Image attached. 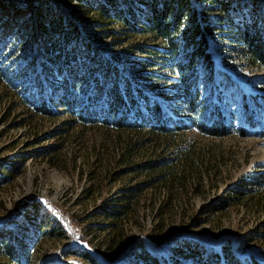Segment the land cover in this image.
Wrapping results in <instances>:
<instances>
[{
    "label": "rangeland",
    "instance_id": "rangeland-1",
    "mask_svg": "<svg viewBox=\"0 0 264 264\" xmlns=\"http://www.w3.org/2000/svg\"><path fill=\"white\" fill-rule=\"evenodd\" d=\"M85 2L109 4L108 0H0V86L7 88H0V240L12 238L10 231L20 239L17 260L0 244V264H148L144 254L159 264H173L174 258L181 264H197L189 246L213 262L224 244L231 264H264V69L249 67L237 52L238 45L225 40L218 46L219 70L214 73L197 67L196 117L215 107L222 109L228 116V134L214 137L184 128L161 136L160 144L154 138L134 161L161 153L168 165L158 171L115 165L116 174L104 176V164L117 154L115 130L98 128L107 125L93 121L72 129L68 114L35 118L26 112L22 97L30 93L34 80L57 85L66 76L53 60L55 51L46 52L38 45L43 40L40 17L50 5L80 26L83 39L75 50L85 40L93 46L90 54L97 66L89 68L86 81L74 89L81 98L97 75L103 76L106 86L108 74L98 72L105 63L115 67L112 74L117 80L135 74L126 68V59L115 61L113 54L144 37L128 40L118 35L119 45L105 47L115 40V35L105 33H121V26L96 24L100 17ZM231 5L233 22L242 30L254 22L263 31L264 0H231ZM84 23L92 30H104L105 41L91 37L81 26ZM83 61L82 66L89 63L87 57ZM42 62L53 69L47 77ZM157 74L162 76L159 84L139 83L153 95L176 80L170 69ZM52 89L44 86L45 91ZM159 99L169 115L176 116L177 97ZM52 108L65 112V105L53 103ZM179 118L189 120L186 115ZM127 134L123 132L120 139L127 140L131 135ZM129 188L136 190L132 202L117 209L126 212L108 217L113 205H124L123 192Z\"/></svg>",
    "mask_w": 264,
    "mask_h": 264
},
{
    "label": "trees",
    "instance_id": "trees-1",
    "mask_svg": "<svg viewBox=\"0 0 264 264\" xmlns=\"http://www.w3.org/2000/svg\"><path fill=\"white\" fill-rule=\"evenodd\" d=\"M108 2L109 4L100 3L97 6L93 2H85V4L89 10L96 9L100 17L96 24L119 25L121 33L115 30H108V33L104 30L103 32L95 31L85 23L81 26L87 32H91V37L98 40L105 41L107 36H103L104 33L115 35V40L106 42L105 47L119 45L116 41L122 40L116 37L118 35L128 40L144 37L142 42L130 44L126 50L113 54L115 61L126 59L128 61L126 68L130 73L135 72V74L121 75L117 80L116 74H112L115 67L105 63L98 68V72L108 74L106 86L102 84L103 76L97 75L92 79L85 97L81 98V92L74 89L86 81V74L91 70L89 68L95 69L97 66L93 65L94 57L90 54L93 46L84 39L82 46L75 50L76 42L83 39L80 26L63 10L50 5L40 17L43 40H40L38 45L46 52L55 51L53 60L57 66L66 70V76L57 85L48 80L44 82L45 84L37 83L40 81L38 78L34 80L30 93L26 91L22 97L23 104H26V112L35 118L38 115L59 116L62 114L63 117L64 114H68L70 120L67 124L72 129L93 121V124L100 122L107 125V127L99 126L98 128L115 130L119 135V139L113 143L117 154H113L109 164H104L106 166L103 168L104 176L116 174L112 171L115 165L131 167L134 170L142 169L144 172L161 170L164 164L167 166L168 161L158 152L155 157H147L145 161L134 160L144 144L155 141L154 138H157L160 144V137L165 135L170 137L168 133L191 128L208 136L227 135L230 126L227 124L228 116L222 109L215 107L201 118L196 117L200 110L199 92L196 94L197 80L200 75L197 67H205L210 74L219 70L216 50L219 45H223L225 40H228L233 45H238L237 52L241 53V57L249 67L264 69V27L261 32L259 28H256V24L253 25V22L252 25L247 24L242 30L239 23L233 22L231 10L234 8L231 0H108ZM226 23L229 25L228 28L224 26ZM227 30L228 36L225 34ZM133 54L139 55V59L133 58L136 57ZM85 57L89 59V63L82 66ZM80 58L83 60L80 61ZM41 65L43 69H46V77L48 73L53 72L48 62H42ZM164 69H170L176 75V80L169 89H157L161 86L159 85L154 92L156 95H153L144 86L139 85L143 81L151 82L152 85H154L153 81H157L159 84L162 76L157 72ZM46 85H51L53 89L45 91ZM0 88L7 89L1 86ZM59 92L62 95H59ZM159 96L177 97L180 104L176 105V116L169 115L167 109L162 106ZM100 98L103 99L101 107L99 106ZM217 98L219 94L216 93L214 96L216 103H218ZM53 103L58 106L65 105V112L55 111L52 108ZM180 114L186 115L189 120L180 119ZM247 115L250 119L249 112ZM123 132L131 134L127 140L120 139ZM135 191L134 188H129L123 192L124 196L121 200L124 201V205H113L115 210L109 211L106 215L117 218L125 213L126 211L117 209L129 205ZM10 235L12 238L1 239L0 244L6 245L9 254L15 259L18 256L16 249L20 239L15 231H10ZM189 251L195 255L197 264H231L233 262L225 244L221 246L220 252L214 254L213 262L212 258L204 256L195 247L189 246ZM143 257L148 264L160 263L157 258L148 254H144ZM172 263L181 264L176 258L172 260ZM239 263L236 262V264ZM186 264L194 263L186 262Z\"/></svg>",
    "mask_w": 264,
    "mask_h": 264
}]
</instances>
